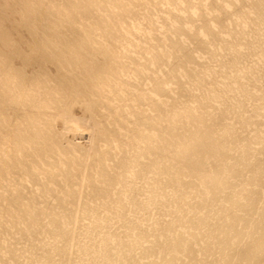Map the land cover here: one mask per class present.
I'll use <instances>...</instances> for the list:
<instances>
[{
	"label": "bare ground",
	"instance_id": "bare-ground-1",
	"mask_svg": "<svg viewBox=\"0 0 264 264\" xmlns=\"http://www.w3.org/2000/svg\"><path fill=\"white\" fill-rule=\"evenodd\" d=\"M0 264H264V0H0Z\"/></svg>",
	"mask_w": 264,
	"mask_h": 264
},
{
	"label": "rangeland",
	"instance_id": "rangeland-1",
	"mask_svg": "<svg viewBox=\"0 0 264 264\" xmlns=\"http://www.w3.org/2000/svg\"><path fill=\"white\" fill-rule=\"evenodd\" d=\"M84 139L83 138H81V141H83Z\"/></svg>",
	"mask_w": 264,
	"mask_h": 264
}]
</instances>
